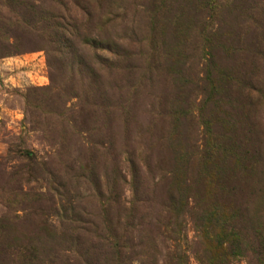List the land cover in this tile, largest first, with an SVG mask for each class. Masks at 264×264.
<instances>
[{"label":"rangeland","instance_id":"rangeland-1","mask_svg":"<svg viewBox=\"0 0 264 264\" xmlns=\"http://www.w3.org/2000/svg\"><path fill=\"white\" fill-rule=\"evenodd\" d=\"M16 1L0 264H264V0Z\"/></svg>","mask_w":264,"mask_h":264},{"label":"trees","instance_id":"trees-1","mask_svg":"<svg viewBox=\"0 0 264 264\" xmlns=\"http://www.w3.org/2000/svg\"><path fill=\"white\" fill-rule=\"evenodd\" d=\"M27 3H24V4H27ZM21 9H23L26 14H29L31 12V9L29 7H26L24 5L21 6L19 1L17 2L16 0H0V13H1V15L5 14V10L10 11V12H15V14L18 15L20 13ZM24 20H25V22H27L26 21L27 19H24ZM63 222H67V221L64 220ZM77 228H78L77 226L70 227V230L68 231V233L63 232V235H62V239L64 241H68V244L71 247L74 244L77 245V243L80 241V235L78 234L79 232H78ZM111 229H112L111 227L106 228V230H111ZM119 240L121 241V238ZM111 247H113L112 250H111ZM88 249L92 250V254H93L95 261H96V263L90 262L89 264H122L121 261L114 259L117 257V254L122 249V248H120V246H118L117 240H113L112 242H109V243H106L104 241H100L97 244H95L94 242H91ZM59 251H60V253H63L62 250L59 249ZM105 253H107V256L109 257V258H106V260H104V258H103L105 256ZM0 259H2L3 261H7L9 259L8 255H7L6 248L1 243H0ZM65 259L66 258H63V259L59 258V259L55 260L54 263L56 261H60V264H69V259H67V260H65ZM35 260H36L35 258H29V262L27 264H31V262H34ZM262 260H263V258L257 259V261L259 263ZM221 261H223V262H220V260H217L216 263L217 264H220V263L228 264V258H223V260H221ZM22 263H23V261H22Z\"/></svg>","mask_w":264,"mask_h":264}]
</instances>
